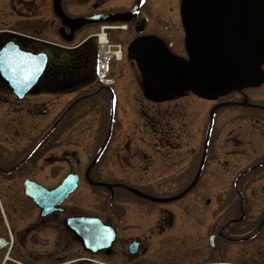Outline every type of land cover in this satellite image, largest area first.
Returning <instances> with one entry per match:
<instances>
[{
	"label": "flooded vegetation",
	"instance_id": "flooded-vegetation-1",
	"mask_svg": "<svg viewBox=\"0 0 264 264\" xmlns=\"http://www.w3.org/2000/svg\"><path fill=\"white\" fill-rule=\"evenodd\" d=\"M136 2L87 0L83 4L87 10L80 15L128 12L127 19L89 25L97 30L105 25L103 28L109 38L117 34L115 39L119 40L117 43L127 59H136V39L142 35H155L172 52L185 56L180 0H141L134 9ZM60 5L65 11L66 0H60ZM39 20L41 29L36 26ZM24 21L30 31L25 30ZM82 28L73 33L70 41ZM44 32L51 34L49 40L42 36ZM69 32L54 14L52 0H0V46L12 41L22 50L44 51L48 57L38 82L22 99H18L0 77V111L7 110L5 113L10 116L0 117V264H264V198L252 202L245 199L239 182L232 184L235 197L229 203L227 200L223 203L225 197L203 199L202 204L178 197L162 207L157 204L160 199L148 198L147 204H139L142 209H131L132 204L125 203L115 210L112 204L104 203L102 207L96 205L92 213H82L75 210L80 202L73 199L82 190L78 173L77 188L52 212L42 215L36 197H45L71 171H65L64 167L53 170L50 144L36 142L34 146L33 139L30 149L22 151L20 147L24 145L21 146L19 136L9 131L18 119L15 116L21 102L41 94L48 97L57 94L51 78L66 50L55 41L66 43ZM262 71L264 73V64ZM89 86L59 94L70 95L67 102L76 100L72 95ZM146 98L157 103L155 99L166 101L168 96L151 93ZM120 104L127 103L123 100ZM4 130L8 133H2ZM261 168H264V157L251 166L255 174ZM26 180L34 183L31 192L25 189ZM48 200L45 198V202ZM134 211L138 214L131 220L130 213ZM71 217L97 220V225L110 232L109 246L95 253L86 250L82 240L66 226V219Z\"/></svg>",
	"mask_w": 264,
	"mask_h": 264
},
{
	"label": "rangeland",
	"instance_id": "rangeland-1",
	"mask_svg": "<svg viewBox=\"0 0 264 264\" xmlns=\"http://www.w3.org/2000/svg\"><path fill=\"white\" fill-rule=\"evenodd\" d=\"M85 2L66 0L65 11L78 16L87 10ZM23 24L30 31L27 22ZM38 25L41 29V20ZM98 31L85 26L70 42H55L65 48ZM50 35L44 32L42 36L49 40ZM116 35H110L111 42H119ZM110 69L116 77L111 93L94 81L72 95L78 99L75 102H67L70 95L27 98L19 104L18 119L10 126V134L18 135L24 145L22 151L30 149L33 139L34 146L45 142L51 147L54 171L64 167L80 174L82 190L73 198L80 202L76 211L92 213L96 205L104 203L115 210L125 203L137 209L148 198L160 199L157 204L162 207L178 197L195 204L225 197L223 203H229L235 197L230 188L236 180L245 199L264 198V168L256 174L250 170V163L264 157V110L254 106L264 105L260 101L264 81L223 95L215 106L190 92L154 103L145 98L149 92L133 58L124 56L120 62H112ZM123 100L126 105L120 104ZM5 112L1 110L0 117L9 118ZM247 168V175H238ZM130 214L134 220L138 211Z\"/></svg>",
	"mask_w": 264,
	"mask_h": 264
},
{
	"label": "water",
	"instance_id": "water-1",
	"mask_svg": "<svg viewBox=\"0 0 264 264\" xmlns=\"http://www.w3.org/2000/svg\"><path fill=\"white\" fill-rule=\"evenodd\" d=\"M52 6L70 28L67 39L85 24L128 18V12L71 18L63 12L60 0H53ZM180 14L186 57L172 53L157 36L142 35L136 39V59L152 89L160 94L190 90L200 98L215 100L229 91L261 83L264 0H181ZM46 64L44 52L24 51L12 42L0 48V77L19 99L36 84ZM77 181L78 175L69 173L45 197H36L42 215L52 212L77 187ZM33 184L24 182L27 192L35 188ZM97 223L91 218L66 219V226L91 253L106 248L112 240L108 241L109 230Z\"/></svg>",
	"mask_w": 264,
	"mask_h": 264
},
{
	"label": "trees",
	"instance_id": "trees-1",
	"mask_svg": "<svg viewBox=\"0 0 264 264\" xmlns=\"http://www.w3.org/2000/svg\"><path fill=\"white\" fill-rule=\"evenodd\" d=\"M61 59L63 61L57 65L56 74L51 78L54 93L90 84L94 78L95 64V42L92 38L79 47L67 50Z\"/></svg>",
	"mask_w": 264,
	"mask_h": 264
},
{
	"label": "bare ground",
	"instance_id": "bare-ground-1",
	"mask_svg": "<svg viewBox=\"0 0 264 264\" xmlns=\"http://www.w3.org/2000/svg\"><path fill=\"white\" fill-rule=\"evenodd\" d=\"M98 37H99V43H100L99 62L101 64H104L105 63V60L109 56V54H108V50H106L101 44H103L106 41L105 40L106 37H105L104 33H100L98 35Z\"/></svg>",
	"mask_w": 264,
	"mask_h": 264
}]
</instances>
